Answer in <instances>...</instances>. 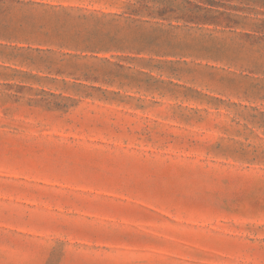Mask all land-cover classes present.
I'll return each instance as SVG.
<instances>
[{
    "label": "rangeland",
    "instance_id": "rangeland-1",
    "mask_svg": "<svg viewBox=\"0 0 264 264\" xmlns=\"http://www.w3.org/2000/svg\"><path fill=\"white\" fill-rule=\"evenodd\" d=\"M137 1L0 0V264H264V59L17 49Z\"/></svg>",
    "mask_w": 264,
    "mask_h": 264
},
{
    "label": "trees",
    "instance_id": "trees-1",
    "mask_svg": "<svg viewBox=\"0 0 264 264\" xmlns=\"http://www.w3.org/2000/svg\"><path fill=\"white\" fill-rule=\"evenodd\" d=\"M26 3L47 7L41 2ZM129 10L112 14L113 18L108 21H104L107 18L104 14L100 17L84 15L82 17L86 20L97 19L95 24L73 32L46 23L30 22L32 17L27 15L24 17L26 23L19 31L28 46L17 49L35 51L41 55V60L50 64L51 55L57 52L51 46L74 50L76 53L62 52L61 55L76 57L84 53L163 57L208 53L233 59L243 55L254 56L258 61L264 59V0H138ZM209 27L246 37L250 46L255 48L254 52L243 49L230 51L226 42H215L213 33L205 35V40L193 35L194 31L208 30ZM32 44L38 46L32 47ZM18 56L25 55L12 54L13 58ZM255 68L260 70L264 67L257 65Z\"/></svg>",
    "mask_w": 264,
    "mask_h": 264
}]
</instances>
